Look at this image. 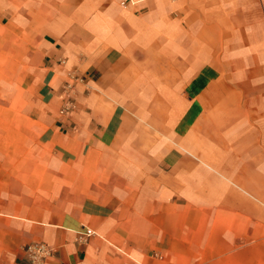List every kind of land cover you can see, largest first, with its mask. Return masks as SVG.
Instances as JSON below:
<instances>
[{"label": "crops", "instance_id": "crops-1", "mask_svg": "<svg viewBox=\"0 0 264 264\" xmlns=\"http://www.w3.org/2000/svg\"><path fill=\"white\" fill-rule=\"evenodd\" d=\"M0 25L37 123L70 153L51 209L32 201L43 191L0 189V216L20 219L0 230V264H29L36 242L46 264H144L126 236L149 233L166 264H219L204 252L220 222L264 229V0H0Z\"/></svg>", "mask_w": 264, "mask_h": 264}, {"label": "rangeland", "instance_id": "rangeland-1", "mask_svg": "<svg viewBox=\"0 0 264 264\" xmlns=\"http://www.w3.org/2000/svg\"><path fill=\"white\" fill-rule=\"evenodd\" d=\"M20 50V46L14 44L12 46V41L6 39L4 28L0 25V181L3 180L0 182V189L9 190L11 187L10 190L14 191L13 197H16L18 193L17 186H24L33 192L43 191L47 198L42 200L35 198L32 201L36 204L45 203L51 209L50 205L58 201L52 197V174L55 169H58L53 162L56 159H68L70 153L67 149H60L59 144L62 140L53 137L51 133L45 135L46 129L36 121L37 111L42 110L37 99L38 91L26 86L22 72L12 69L16 66ZM62 169L64 172L69 171L67 166ZM11 179L13 183L9 182ZM205 218L207 219L206 216ZM10 221L20 222V219L0 216V230L5 222ZM239 226L234 227L226 224L225 221L220 222L218 227L221 231L225 230L222 234L224 241L217 242L221 245L220 248L213 250L211 246L206 249L205 256L220 258L219 264H264V229L258 227L254 228V232L243 234L239 232L241 228ZM252 226H261V224L255 223L254 219ZM180 227L172 226L173 232L170 238L173 242H180L185 237ZM159 228L169 230L170 226H159ZM168 234L169 231H162L159 234L160 239L163 240ZM149 235L154 234H141L139 239L134 238L133 234H128L126 239L139 245L136 251L139 250L147 258L142 261L144 264H166L164 257L168 254L163 249L151 247ZM212 235V233L209 234L206 240H213L215 237L212 238ZM186 236L190 241L197 239L196 233L186 234ZM225 245H231V247L226 248ZM241 246L244 247L241 248ZM185 251L180 248L172 250L173 255L177 257L183 256ZM127 252L133 254L135 250L127 249ZM187 252L189 256H196L198 253L201 255L203 251L189 249ZM159 256L164 257L160 259Z\"/></svg>", "mask_w": 264, "mask_h": 264}, {"label": "built area", "instance_id": "built-area-1", "mask_svg": "<svg viewBox=\"0 0 264 264\" xmlns=\"http://www.w3.org/2000/svg\"><path fill=\"white\" fill-rule=\"evenodd\" d=\"M92 234L91 230H86L84 233L80 234L77 239L82 242ZM25 255L29 264H46V262L51 258L52 249L46 243L37 242L28 245L25 248Z\"/></svg>", "mask_w": 264, "mask_h": 264}]
</instances>
